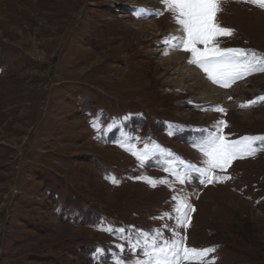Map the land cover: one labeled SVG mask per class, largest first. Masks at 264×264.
Listing matches in <instances>:
<instances>
[{
  "label": "rangeland",
  "instance_id": "rangeland-1",
  "mask_svg": "<svg viewBox=\"0 0 264 264\" xmlns=\"http://www.w3.org/2000/svg\"><path fill=\"white\" fill-rule=\"evenodd\" d=\"M137 6L164 7L158 0H0V264H135L144 257L129 252L123 236L175 228L159 219L174 215L173 195L194 209L191 246H215L206 259L264 264V152L215 171L231 177L222 183L201 184V173L187 169L181 185L163 170L204 169L199 146L219 121L230 141L264 136L261 102L234 107L242 95L245 102L264 96V73L237 81L243 92L216 85L223 96L230 92L227 104L194 102L205 92L192 79L186 90L173 87L169 78L179 73L156 43L178 29L172 14L139 18ZM216 19L234 30L218 38L221 48L264 54V10L221 0ZM129 146L152 155L141 165ZM143 177L169 183L153 188ZM109 227L128 231L102 230ZM164 235L173 239L171 230Z\"/></svg>",
  "mask_w": 264,
  "mask_h": 264
},
{
  "label": "snow or ice",
  "instance_id": "snow-or-ice-1",
  "mask_svg": "<svg viewBox=\"0 0 264 264\" xmlns=\"http://www.w3.org/2000/svg\"><path fill=\"white\" fill-rule=\"evenodd\" d=\"M164 7L160 10L137 6L133 9L139 18H157L167 11L172 14L173 20L178 25V33L163 37L161 44L163 55L170 52H185L190 54L187 63L200 69L213 84L221 88H230L239 80L264 73V54H258L255 49L243 48H221L217 41L219 37H231L234 30L222 27L216 17L221 11V0H158ZM240 3L249 4L264 10V0H238ZM202 46V47H201ZM231 99V97H229ZM261 102L264 106V96L256 97L240 104L242 109L251 108ZM205 111H217L224 113L222 107L204 109ZM98 129L97 124L92 125ZM227 127L225 121H219L216 130L210 132L207 140L199 146V150L206 157L204 169H194L191 165H186V170L181 173L179 169L165 167L163 170L181 184H185L188 179L187 169L199 171L202 175L201 184L224 182L230 176L217 177L213 173L217 170L224 172L236 159L254 157L258 151H264V136H245L240 140L230 141L223 134V129ZM258 142L259 145L258 146ZM124 147L123 144L120 145ZM129 151L141 165L150 159L152 153L145 146L143 152L135 150L134 146L125 148ZM171 156V153H168ZM172 161H169L171 165ZM183 164L184 162L181 161ZM144 182L155 188L158 183L167 185V180L159 181L143 177ZM113 184L118 181L111 178ZM176 202L173 213H164L159 219H172L175 221V228L171 225H162L161 228L146 232L136 230V238L123 236L128 230L124 228H107L109 233L115 235L122 234L127 241L128 251L138 250L144 259L137 260L135 264H215V259H206L210 254L215 253L216 248L208 247L197 249L187 244L186 234L176 231V228L187 230L190 225V212L194 211L187 199H181L177 195L172 196ZM171 230L173 239L165 238V231ZM120 252L125 251L124 245L118 246ZM97 254L102 255V250L97 249ZM114 264H128L122 258H116Z\"/></svg>",
  "mask_w": 264,
  "mask_h": 264
},
{
  "label": "bare ground",
  "instance_id": "bare-ground-1",
  "mask_svg": "<svg viewBox=\"0 0 264 264\" xmlns=\"http://www.w3.org/2000/svg\"><path fill=\"white\" fill-rule=\"evenodd\" d=\"M148 1H150V0H147V4H148ZM143 23H145L144 25L149 24L147 22H143ZM140 25H141V23H140ZM143 27H145V26H143ZM143 27H140L139 30H142ZM174 34H179L178 29L171 31L169 34L166 35V37L170 36V35H174ZM161 41H162V39H158V40H156V43H158L159 46H162ZM160 51H163V47H161ZM186 57L187 56L182 51L181 52H170V54L166 56V60H164L163 62L167 63L169 65H172L174 68H176L175 73H179V77L176 80L169 78L170 81H168V82H170V84L173 87H176V88L181 89V90H186L185 89L186 88V82L188 80L192 79L194 81L195 89H202L205 92L203 97L193 98L194 102L195 101H197V102L202 101V102L213 103L215 101L224 99V103L227 104L226 100L230 97V95H231L230 92L224 93V96H223L221 94L222 92L219 91L217 89L216 85H213L204 76V73L200 69L196 68L193 65L186 63ZM235 85L238 89V90L236 89V91H238V92L244 91L243 90L245 88L244 84L236 83ZM245 99H246V97L242 95L240 97V101L238 103H235L236 105L235 106L233 105V106L237 108L239 104L245 103ZM248 114H249V112L241 113V115H248ZM244 162H246V161H244ZM234 206L237 208V210H238V208L240 209V207H239L240 205L234 204Z\"/></svg>",
  "mask_w": 264,
  "mask_h": 264
}]
</instances>
